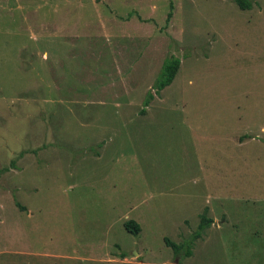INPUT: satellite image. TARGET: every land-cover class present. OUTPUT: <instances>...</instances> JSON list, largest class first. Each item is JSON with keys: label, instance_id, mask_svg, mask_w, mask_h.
Masks as SVG:
<instances>
[{"label": "rangeland", "instance_id": "rangeland-1", "mask_svg": "<svg viewBox=\"0 0 264 264\" xmlns=\"http://www.w3.org/2000/svg\"><path fill=\"white\" fill-rule=\"evenodd\" d=\"M250 1L0 0V264H264Z\"/></svg>", "mask_w": 264, "mask_h": 264}, {"label": "trees", "instance_id": "trees-1", "mask_svg": "<svg viewBox=\"0 0 264 264\" xmlns=\"http://www.w3.org/2000/svg\"><path fill=\"white\" fill-rule=\"evenodd\" d=\"M238 6L242 9H249L252 6V2L250 0H235ZM172 6V5H171ZM172 17V11L169 12L168 20ZM181 65V59L179 57H171L165 60L162 65L161 72L157 78V81L154 85V90L156 93H160L165 87L170 85L175 79L179 68ZM154 97V94H149L148 99L145 101V107L142 109V113L146 112V107L149 105L150 99ZM150 98V99H149ZM213 218L207 216L206 213L201 214L200 223L198 225V229L193 233V239H198L202 236L204 231L210 227L213 223ZM124 226L127 231L133 234H139L142 230V227L139 222L134 219H129L124 222ZM166 243L169 246H172L175 250V253H179L181 250V246L173 242L171 239L166 238ZM191 248L189 246L187 253L190 254ZM169 264V263H166Z\"/></svg>", "mask_w": 264, "mask_h": 264}, {"label": "crops", "instance_id": "crops-1", "mask_svg": "<svg viewBox=\"0 0 264 264\" xmlns=\"http://www.w3.org/2000/svg\"><path fill=\"white\" fill-rule=\"evenodd\" d=\"M213 223H214V221H213ZM213 223H212V224H213Z\"/></svg>", "mask_w": 264, "mask_h": 264}]
</instances>
